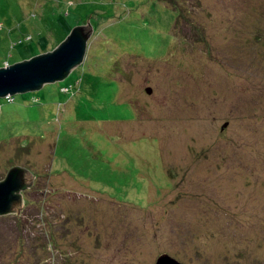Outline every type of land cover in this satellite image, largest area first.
Masks as SVG:
<instances>
[{
	"label": "rangeland",
	"instance_id": "1",
	"mask_svg": "<svg viewBox=\"0 0 264 264\" xmlns=\"http://www.w3.org/2000/svg\"><path fill=\"white\" fill-rule=\"evenodd\" d=\"M87 23L67 78L0 98V180L34 182L0 264H264V0H0V68Z\"/></svg>",
	"mask_w": 264,
	"mask_h": 264
},
{
	"label": "water",
	"instance_id": "2",
	"mask_svg": "<svg viewBox=\"0 0 264 264\" xmlns=\"http://www.w3.org/2000/svg\"><path fill=\"white\" fill-rule=\"evenodd\" d=\"M92 34L93 28L89 23L76 26L52 51L1 67L0 98L38 91L47 84L63 81L84 62ZM30 175L31 172L25 168L13 167L0 180V216L20 212L34 184ZM156 264L182 263L169 254H162Z\"/></svg>",
	"mask_w": 264,
	"mask_h": 264
},
{
	"label": "trees",
	"instance_id": "3",
	"mask_svg": "<svg viewBox=\"0 0 264 264\" xmlns=\"http://www.w3.org/2000/svg\"><path fill=\"white\" fill-rule=\"evenodd\" d=\"M164 2H165V0H163ZM173 9L175 10V11H177V12H179V16H178V18H177V20H176V22L174 23V25L176 26L175 27V29L178 27V25H179V22H180V18L181 17H184V10L183 9H179V8H177V3H174V6H173ZM32 188V187H31ZM26 202L28 203L29 202V200L27 199L26 200ZM52 237H54V236H52ZM55 238V237H54ZM51 239V238H50ZM54 243L56 244L57 243V240H56V238H55V240H54ZM53 244V243H52Z\"/></svg>",
	"mask_w": 264,
	"mask_h": 264
},
{
	"label": "built area",
	"instance_id": "4",
	"mask_svg": "<svg viewBox=\"0 0 264 264\" xmlns=\"http://www.w3.org/2000/svg\"><path fill=\"white\" fill-rule=\"evenodd\" d=\"M7 99H8L9 101H12V100H13L12 97H7Z\"/></svg>",
	"mask_w": 264,
	"mask_h": 264
}]
</instances>
